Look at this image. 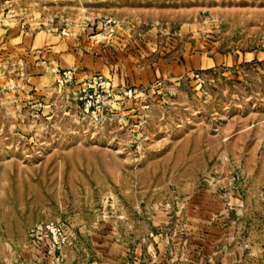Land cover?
I'll use <instances>...</instances> for the list:
<instances>
[{
    "label": "rangeland",
    "instance_id": "1",
    "mask_svg": "<svg viewBox=\"0 0 264 264\" xmlns=\"http://www.w3.org/2000/svg\"><path fill=\"white\" fill-rule=\"evenodd\" d=\"M0 264H264V0H0Z\"/></svg>",
    "mask_w": 264,
    "mask_h": 264
},
{
    "label": "built area",
    "instance_id": "2",
    "mask_svg": "<svg viewBox=\"0 0 264 264\" xmlns=\"http://www.w3.org/2000/svg\"><path fill=\"white\" fill-rule=\"evenodd\" d=\"M72 68L67 67L66 69H61L60 71H56V78L58 83H61L62 81L66 80V78L70 77L72 75ZM99 78V85L107 86L108 82L103 81L101 77Z\"/></svg>",
    "mask_w": 264,
    "mask_h": 264
},
{
    "label": "crops",
    "instance_id": "3",
    "mask_svg": "<svg viewBox=\"0 0 264 264\" xmlns=\"http://www.w3.org/2000/svg\"><path fill=\"white\" fill-rule=\"evenodd\" d=\"M8 6V12L10 11V10H12V8L9 6V5H7ZM8 20H10V19H8Z\"/></svg>",
    "mask_w": 264,
    "mask_h": 264
}]
</instances>
